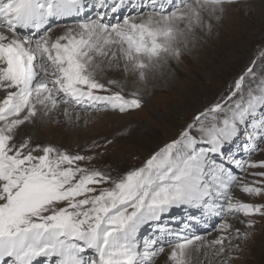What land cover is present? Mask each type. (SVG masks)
I'll list each match as a JSON object with an SVG mask.
<instances>
[{
  "label": "snow or ice",
  "instance_id": "snow-or-ice-1",
  "mask_svg": "<svg viewBox=\"0 0 264 264\" xmlns=\"http://www.w3.org/2000/svg\"><path fill=\"white\" fill-rule=\"evenodd\" d=\"M239 3L0 0V264H233L264 220V45L137 164L104 159L127 129L76 153L20 130L141 109Z\"/></svg>",
  "mask_w": 264,
  "mask_h": 264
},
{
  "label": "rangeland",
  "instance_id": "rangeland-1",
  "mask_svg": "<svg viewBox=\"0 0 264 264\" xmlns=\"http://www.w3.org/2000/svg\"><path fill=\"white\" fill-rule=\"evenodd\" d=\"M231 10L234 13H231ZM236 30L239 36L234 39L231 35ZM218 31L221 36L216 34L218 37L214 41H211L212 34L200 42L201 59H196L194 55L196 47L183 56L179 65L171 63V74L167 75L166 79L163 77V80L160 76L159 79L151 80V86L146 89L144 96L145 105L141 109L124 115L107 112L110 113L109 118L93 113L95 119L87 124L83 119L77 123L50 117L48 121L52 127H59V132L72 138L70 145L66 147L52 145L76 153L94 139L111 137L127 129L128 134L118 138L117 142L110 146L113 150H110L104 159L111 162L115 168L139 163L137 157L142 159L154 148L175 136L198 109L214 101L257 54L258 48L264 45V0H240L239 4L232 5ZM224 32L226 38L222 41ZM221 41L228 42L224 45L222 53L218 54ZM113 74L117 76L118 73ZM24 129L25 127L21 128V134L30 136L34 143L50 144L44 139L27 134ZM172 215L179 219L183 212L174 210ZM214 223L215 220H209L207 223L196 224L191 232L205 233ZM250 231L251 235L243 243L242 250L233 264H246L250 259H254L256 264H264V220H259ZM256 240L261 241L263 250ZM162 262L163 257L158 264Z\"/></svg>",
  "mask_w": 264,
  "mask_h": 264
},
{
  "label": "bare ground",
  "instance_id": "bare-ground-1",
  "mask_svg": "<svg viewBox=\"0 0 264 264\" xmlns=\"http://www.w3.org/2000/svg\"><path fill=\"white\" fill-rule=\"evenodd\" d=\"M231 13H234L233 10L230 11ZM228 16V15H227ZM230 17V16H229ZM231 22V21H230ZM229 22V23H230ZM233 23V22H232ZM230 26V25H229ZM232 26V25H231ZM230 26V27H231ZM234 28V27H233ZM60 30V29H59ZM227 30V29H226ZM235 30V29H234ZM229 31V30H228ZM220 37L221 35H219V31L218 29L213 33V36L211 38V41H214L218 36ZM226 35V32H224L222 34L223 36V39L222 41H224V38ZM230 36V35H229ZM234 39H236L238 36H239V33L237 32V30L234 32L233 35H231ZM220 42V44L222 45H219V50H218V54H221L222 51L225 49L224 45L226 44L227 45V42L228 41H225V42ZM200 45V43H199ZM199 45L197 46V50L194 52V55L196 56V59L199 58L201 59V49L199 47ZM218 46V44H217ZM224 48V49H223ZM223 49V50H222ZM217 54V52H216ZM205 56V54L203 55V57ZM195 60V59H194ZM200 65V64H199ZM198 65V66H199ZM177 75V74H176ZM108 76L111 77V76H115L113 73H108ZM118 76V77H117ZM117 78H119L121 76V73H118L117 74ZM167 76V75H166ZM166 76H162L161 79L164 80V78L166 79ZM164 77V78H163ZM160 76H158L156 79H159ZM174 78V77H173ZM169 79V78H168ZM151 80L153 79H150L149 81V84L147 86V88L149 89V86H151ZM177 81V80H176ZM170 84V83H169ZM155 85V84H154ZM158 86V85H157ZM148 95V94H147ZM101 116L103 117H111L109 114L110 113H99ZM50 117H54L53 119H63V120H67L63 115H57V113H52L50 116H41V117H38L33 123L29 124V125H26L24 126L25 129L24 131L27 132V134L34 136L35 138L37 139H44L45 141H47V143H50V144H57V145H60L62 147H66L68 146V144L70 145V142H71V136L68 135V134H64L62 132H59L58 129L59 127H52V125H50L48 119ZM22 127V128H24ZM45 128V130H43ZM45 132V133H44ZM83 137H81L82 139ZM212 235L214 236L215 233H212ZM211 238V236H210ZM257 244L259 247L262 248L263 250V247H262V244H261V241L260 240H256ZM255 253V252H254ZM257 262L254 260V259H250L249 261H247L246 264H256Z\"/></svg>",
  "mask_w": 264,
  "mask_h": 264
}]
</instances>
